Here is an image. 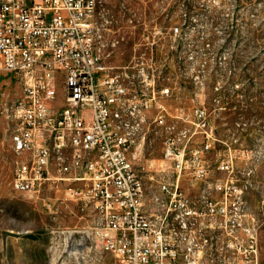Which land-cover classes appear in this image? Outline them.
<instances>
[{
  "label": "built area",
  "instance_id": "1",
  "mask_svg": "<svg viewBox=\"0 0 264 264\" xmlns=\"http://www.w3.org/2000/svg\"><path fill=\"white\" fill-rule=\"evenodd\" d=\"M97 4L0 0V81L21 85L12 186L40 193L67 184L100 214L91 227L52 229L47 264H106L107 256L111 264H261L258 220L244 196L251 168L236 172L250 150L218 137L204 101L172 111V86L159 83L153 56L106 63ZM147 123L166 132L163 156L150 160L159 192L149 200L137 165Z\"/></svg>",
  "mask_w": 264,
  "mask_h": 264
},
{
  "label": "rangeland",
  "instance_id": "2",
  "mask_svg": "<svg viewBox=\"0 0 264 264\" xmlns=\"http://www.w3.org/2000/svg\"><path fill=\"white\" fill-rule=\"evenodd\" d=\"M97 14L106 63L119 68L150 63L153 56L159 83L172 86L166 100L172 111L183 105L191 112L204 101L218 137L250 150L239 155L236 172L243 177V164L251 168L244 196L258 220L264 264V0H98ZM0 91V264H47L52 229L91 227L100 214L91 202L71 198L67 184L40 193L12 186L20 125L12 105L20 82L7 77ZM144 132L137 165L149 200L159 192V182L148 168L151 159L163 156L166 132L154 123ZM223 146L218 142L217 148ZM209 155L214 159L215 152ZM190 188L196 193V184ZM106 261L111 264L112 258Z\"/></svg>",
  "mask_w": 264,
  "mask_h": 264
}]
</instances>
